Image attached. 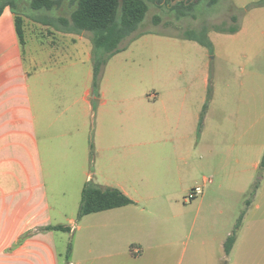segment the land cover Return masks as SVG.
Instances as JSON below:
<instances>
[{"label":"crops","instance_id":"0c3cea01","mask_svg":"<svg viewBox=\"0 0 264 264\" xmlns=\"http://www.w3.org/2000/svg\"><path fill=\"white\" fill-rule=\"evenodd\" d=\"M253 8L264 12V5ZM50 31L51 40H37L40 50L27 56L13 11L7 6L0 14V264H62V235L82 229L94 238L81 245L89 254L97 251L101 264H166L190 239L194 250L217 241L223 251L232 211L219 203L235 204L248 194L264 153V83L222 89L216 83L198 132L207 64L197 61V81L187 83L178 78L181 57L168 53L176 56L170 70H153L156 82L148 87L117 81L118 69L107 62L93 89L91 50L84 61L70 58ZM260 37L264 42V32ZM187 42L202 54V46ZM206 171L212 177L199 184ZM86 183L117 189L132 204L87 215L77 225ZM200 185L204 193L190 215L185 198ZM209 186L216 197L204 207ZM258 199L264 200V181L256 207ZM207 220L210 233H203ZM163 224L174 233L162 234ZM56 226L65 230H46ZM240 233L226 264H264V230L248 244L247 258L230 261L244 245ZM224 258L212 252L207 264Z\"/></svg>","mask_w":264,"mask_h":264},{"label":"rangeland","instance_id":"374dc122","mask_svg":"<svg viewBox=\"0 0 264 264\" xmlns=\"http://www.w3.org/2000/svg\"><path fill=\"white\" fill-rule=\"evenodd\" d=\"M4 1L13 2L15 6L14 10L22 21V39L27 56L40 50L37 46V40H51V36L48 37L47 35V32L50 30L56 32L54 40L59 50L68 51L70 58L74 57L73 59L84 61L85 54L89 50H91L93 56L92 33H69L67 32L68 27L56 22L60 17L68 21L70 20V13L73 8L69 7L66 2H63L59 8L52 11H33L30 7V0ZM182 1L187 7H190V10L188 11V16L180 18L176 17L175 11L170 10L171 6H175L178 3L173 4L175 0L171 2V6L165 5V3L159 4L147 1L148 10L138 29L129 38L119 44L122 50L112 55L107 61L110 62V68L115 69V71L118 69V73L116 74L117 81L139 82L151 87L156 82V80L152 79L151 74L153 70L157 74L170 70L167 66L172 61L170 60L171 57L176 56L167 54L173 53L177 57H181V59H174L177 62V68L182 72V77L178 76L181 81L187 83L197 81L195 80V74L198 73L196 67L197 61L201 60L208 65L209 86L207 96L210 95V97L213 86L216 83L221 86V89L223 85L228 84L234 85L250 81L253 84L264 83V53L261 57L259 56L264 46L263 40L259 39L261 38V32H264V12L254 11L256 8H253L255 6H263L264 0H215L214 4L210 3L211 0ZM259 14H262V16ZM155 18H158V21H155ZM49 21L52 23H49ZM212 27L225 29L238 27L239 30L241 29V32L239 34H228L208 30L206 35L211 47H201L202 54H197L195 49L189 47V45H192V43L187 42L189 40L180 38L183 32L187 30L199 32L203 28L211 29ZM63 34H68V37L66 36L62 39L61 35ZM154 57H156L155 62H153ZM263 155L264 153L260 156L261 159ZM202 177L209 178L212 176L210 172H204L203 176L198 179L199 184H201ZM256 178H258V172L254 180ZM259 181V185L264 181V173ZM213 187L209 186L205 190L206 197L204 199L206 198V200L204 207L211 202L214 203L212 198L214 199L216 194L212 192ZM247 200H250L248 195L235 204L219 203L221 206L229 204L231 207L232 213L228 223V228H231V231L240 218L241 213L245 211L241 219L240 229H242L237 231V234L241 231L240 238H244V245L240 250L235 251L230 261H241L243 258H247L246 248L248 244L255 243L262 234L261 230H264V200L258 199V207H256L253 203V197L251 204L246 207ZM199 201L200 198H197L190 203H186L190 215H194ZM75 221L78 225L79 221L77 218ZM217 222L221 223L222 221L218 219ZM209 225H211V222L207 220L203 226V230H205L203 233H210L209 227L211 226ZM159 231L164 235L174 233L172 227L164 224L162 227L160 226ZM93 234L96 233L93 232ZM97 234L99 235L98 232ZM81 235V239L78 240V236ZM62 236L66 240L67 246V255L66 252L63 254L62 264H69V262L77 264L76 261L78 259L82 261L87 260L86 263L78 264H101V261L95 260L99 253L94 251L92 254H89L80 241L87 237L89 239L94 238V235H87V233H84V229H82L81 231H75L74 234L73 232L69 234L68 231H65V234ZM205 238L209 240L210 237ZM78 241L79 247L75 249ZM183 242L186 245L182 243L178 244L176 250L170 252V258L166 264H207L212 252L221 256L225 255L224 250L220 251L218 248L217 241H213V246L211 245V241L205 249L199 247L195 248V250L192 249V246H194L192 244L193 239ZM94 243L97 242L94 241ZM72 248L74 249V259L70 258ZM104 253L115 252L108 251ZM226 256L221 264L227 263L228 258ZM158 262L149 263L157 264Z\"/></svg>","mask_w":264,"mask_h":264},{"label":"trees","instance_id":"16d2710c","mask_svg":"<svg viewBox=\"0 0 264 264\" xmlns=\"http://www.w3.org/2000/svg\"><path fill=\"white\" fill-rule=\"evenodd\" d=\"M147 1L159 4L165 3V5L171 6V2L174 0H30V7L33 11H52L59 8L63 2H66L69 7L73 8L70 13L69 21L60 17L56 22L68 27L67 32L69 33L90 32L93 34V89H96L102 76L103 67L106 65L108 59L122 50L119 44L123 40L129 38L143 21L148 10ZM210 3L214 4L215 0H211ZM7 6L11 8L15 15L17 34L21 38L22 21L14 10L15 6L13 2L0 0V14ZM170 10L175 11L176 17L180 18L188 16L190 7H187L183 1H180L175 6H171ZM155 21H158V18H155ZM49 23L52 22L49 21ZM208 30L219 33L235 34L238 32L239 28L231 27L225 29L212 27L211 29L203 28L199 32L187 30L183 32V35L180 38L193 41L202 47L210 48L211 44L206 35ZM210 98V95H208L199 119L197 128L198 132L202 127L204 113ZM263 173L264 155L259 165L258 178H256L247 194L250 200L246 201V207L251 204L253 197H255L256 191L259 187V179L262 177ZM131 204V200L117 189H103L92 183H86L81 192L77 219H81L90 214L121 208ZM244 212L245 211L241 213L240 218L235 223L230 235L225 241V255L229 254L234 245ZM49 229L65 230L62 226L46 228V230Z\"/></svg>","mask_w":264,"mask_h":264},{"label":"built area","instance_id":"2783aa9c","mask_svg":"<svg viewBox=\"0 0 264 264\" xmlns=\"http://www.w3.org/2000/svg\"><path fill=\"white\" fill-rule=\"evenodd\" d=\"M203 195V188L201 186L194 187L188 194V196L185 198L186 202L192 201L198 197H201Z\"/></svg>","mask_w":264,"mask_h":264},{"label":"water","instance_id":"95a60500","mask_svg":"<svg viewBox=\"0 0 264 264\" xmlns=\"http://www.w3.org/2000/svg\"><path fill=\"white\" fill-rule=\"evenodd\" d=\"M180 1H182V0H175V2H173V4L176 3V2H180Z\"/></svg>","mask_w":264,"mask_h":264}]
</instances>
